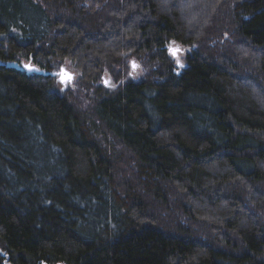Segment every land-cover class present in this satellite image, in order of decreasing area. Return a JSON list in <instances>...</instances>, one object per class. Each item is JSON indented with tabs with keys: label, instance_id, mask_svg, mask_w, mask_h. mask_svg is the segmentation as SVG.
Masks as SVG:
<instances>
[{
	"label": "trees",
	"instance_id": "16d2710c",
	"mask_svg": "<svg viewBox=\"0 0 264 264\" xmlns=\"http://www.w3.org/2000/svg\"><path fill=\"white\" fill-rule=\"evenodd\" d=\"M0 264H264V0H0Z\"/></svg>",
	"mask_w": 264,
	"mask_h": 264
},
{
	"label": "rangeland",
	"instance_id": "374dc122",
	"mask_svg": "<svg viewBox=\"0 0 264 264\" xmlns=\"http://www.w3.org/2000/svg\"><path fill=\"white\" fill-rule=\"evenodd\" d=\"M174 48H179L180 52L178 54V57H174L172 55V57L178 62H180L182 60V58L184 57V55L187 53L188 49L184 48L178 44H171L170 45V50L174 49ZM23 65H29L28 63H23ZM51 68L48 69V73L49 74H54V76H51L53 81L57 84L58 89L62 92V93H66L67 95H69V97H71L72 99L74 97H77L80 90H81V85L79 83V72L78 70L74 67V65L68 61V60H60L59 58H54L53 60H51ZM62 73H67L68 75H70L71 79L67 80L66 82H61L62 81ZM140 75V70L139 67H133L131 68V76L136 78L139 77ZM104 82L105 85L107 87H111L112 86V82L107 79V77L104 78Z\"/></svg>",
	"mask_w": 264,
	"mask_h": 264
},
{
	"label": "snow or ice",
	"instance_id": "6c2138e0",
	"mask_svg": "<svg viewBox=\"0 0 264 264\" xmlns=\"http://www.w3.org/2000/svg\"><path fill=\"white\" fill-rule=\"evenodd\" d=\"M179 52H180V49L179 48H174V49H172L170 51V54L173 55L174 57H178ZM25 67L29 71L35 70L31 65H25ZM133 67H136V65L134 63H133ZM61 75H62V81L61 82H66L67 80H70L71 79L70 75H68L67 73H62Z\"/></svg>",
	"mask_w": 264,
	"mask_h": 264
},
{
	"label": "water",
	"instance_id": "95a60500",
	"mask_svg": "<svg viewBox=\"0 0 264 264\" xmlns=\"http://www.w3.org/2000/svg\"><path fill=\"white\" fill-rule=\"evenodd\" d=\"M34 68V67H33ZM35 69V68H34ZM23 70L27 71V72H31L29 71L25 66H23ZM32 72H39L37 69L33 70ZM51 76H54V74H51Z\"/></svg>",
	"mask_w": 264,
	"mask_h": 264
}]
</instances>
